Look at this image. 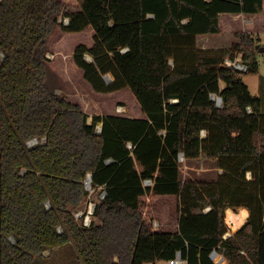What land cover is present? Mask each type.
Masks as SVG:
<instances>
[{"label": "trees", "instance_id": "16d2710c", "mask_svg": "<svg viewBox=\"0 0 264 264\" xmlns=\"http://www.w3.org/2000/svg\"><path fill=\"white\" fill-rule=\"evenodd\" d=\"M77 2L62 27L93 28L94 44L76 47V65L98 92L130 88L146 117L89 122L46 86L52 14L63 3L0 0V264H145L178 252L188 264H217L214 249L226 264H264L263 104L225 63L241 54L247 71H259L264 0ZM225 29L240 40L233 48L196 49L198 35ZM180 155L215 160L224 174L183 179ZM89 174L106 195L94 212L102 223L85 227L75 210L91 192ZM148 193L178 197L177 230L152 228ZM234 206L250 215L225 238Z\"/></svg>", "mask_w": 264, "mask_h": 264}, {"label": "rangeland", "instance_id": "374dc122", "mask_svg": "<svg viewBox=\"0 0 264 264\" xmlns=\"http://www.w3.org/2000/svg\"><path fill=\"white\" fill-rule=\"evenodd\" d=\"M54 1L62 2L64 8L62 11L52 14V17L56 20L53 25V30L47 39L46 56L48 57L50 53L51 56L53 55L52 58L48 57L47 60L48 72L46 86L48 89L72 102L79 103L82 109L84 111L86 110L89 114L90 121H92L93 114L96 113L118 114L117 107L119 105L126 107V113L124 114L137 115L140 113L143 115L140 103L130 88H124L111 93H101L94 90L92 85L85 79L83 69L78 67L74 61V54L76 47L80 43L87 44L88 46L94 44V30L89 27L84 31L67 33L62 27L63 23L65 24L62 17L64 16V12L68 14L67 11H69V13L77 11V9H79L78 2L77 0ZM210 35L211 36H198L196 39V49H231L235 44V39L236 41L239 40L234 33L229 32L227 29H225L223 33ZM259 39L263 41L261 45H264V40L262 38ZM257 57L259 61V71L250 72L241 70V76L243 81L248 85L252 95L258 96L262 99V111L264 112V51L260 50ZM87 58L89 60L92 59L90 55H88ZM226 59L230 60L231 58L227 57ZM173 62L174 61L172 60V63ZM232 62L233 64L230 65V63L225 61L229 66L244 63L242 55L237 54ZM110 77L112 78L111 75ZM180 167L183 171L184 179L215 180L224 174V169L220 167L217 161L212 159L191 160L188 162L186 159L180 158ZM246 179L248 181L252 180L251 172H248ZM90 191L87 200L81 206L83 209L86 208L88 210L90 203L93 202L97 204L102 199V188H92ZM176 199L178 200L177 196ZM176 199L174 200V203H172V201H169L167 198H159V201L156 202V204L158 205V203H160L161 206L166 207L169 204H176ZM156 204H154L153 201L147 202V200H145L143 212L145 217L150 221L153 229H164L166 227L154 220V218L159 217V214L157 216V211L155 210ZM229 208H232L234 211L240 210L236 206ZM227 209L225 213V221L229 227L228 233H234L245 222L237 230H233L231 224L227 221ZM92 219L99 222L95 215L92 216Z\"/></svg>", "mask_w": 264, "mask_h": 264}, {"label": "crops", "instance_id": "0c3cea01", "mask_svg": "<svg viewBox=\"0 0 264 264\" xmlns=\"http://www.w3.org/2000/svg\"><path fill=\"white\" fill-rule=\"evenodd\" d=\"M261 16H263V15H261ZM244 20L248 24H252L255 21V19L253 17H246V18H244ZM220 33H223V32H220ZM231 33H233V32H231ZM210 34H212V33L200 34V35L211 36ZM215 34H217V33H215ZM200 35H198V36H200ZM256 35H257V37L262 38L264 40V30L256 32ZM239 41L240 40L236 41V39H235V43L239 42ZM262 42L263 41H261L260 43H262ZM96 114H98V115L115 114V115H122V116L131 117V118H145L146 117L145 113H143V115H141L140 113L137 114V115H134V114H124V113H119V112H118V114H116V113H107V114H105V113H96ZM93 115H95V114H93ZM89 122H91V121L89 120ZM98 125L101 127L102 123H100ZM186 160L189 162L191 160H197V159H186ZM181 173H182V178L184 179L182 169H181ZM159 198H167L169 201H172V203H174V200L176 199V196L175 195H156V194L148 193L145 196H143L142 211H143V206L145 204V200H147V202L153 201V203L156 204V202L159 201ZM176 201H177L176 204H169L166 207L165 206H161L160 203H158V205L156 204L155 210L157 211V216L159 214V217L154 218V220L157 223L162 224V226L166 227L164 229H158V230L175 231V230L178 229V226H179V215H178L179 212L177 211L178 200L176 199ZM238 208L240 209V207H238ZM241 208H243V207H241ZM246 209L248 210V208H246ZM97 218L99 220L98 223H102V220L99 217H97ZM248 218H247V220H248ZM154 230H156V229H154ZM234 233H230V235H232ZM116 259H118V257H116ZM227 262H228V259L224 256V259L222 260V263L226 264Z\"/></svg>", "mask_w": 264, "mask_h": 264}, {"label": "built area", "instance_id": "2783aa9c", "mask_svg": "<svg viewBox=\"0 0 264 264\" xmlns=\"http://www.w3.org/2000/svg\"><path fill=\"white\" fill-rule=\"evenodd\" d=\"M62 19H63V22H65V24H68L69 21H70V18L67 17V16H63ZM50 54H49L48 57L52 58L53 55L51 56ZM87 57H88V55H87ZM225 61L230 63V65L233 64L231 59L230 60L226 59ZM234 66L236 68L242 70V71H247L248 70V65L245 64V63H238L237 65H234ZM105 77H106V79H108V77L111 78L109 74L106 75ZM111 79H113V78H111ZM219 97H216V100H218ZM117 112L125 113L126 112V107L123 106V105H119L117 107ZM100 131H101V127L98 125L97 126V132H100ZM202 135H205V130L202 131ZM34 140L35 139L30 140L29 141V145H33V144H35L38 141V140H36V141H34ZM180 158L184 159L183 155H180ZM90 175L91 174H89L88 177L86 178V186L88 184V179H89ZM146 183H152V180L148 179V180H146ZM90 185H91V187L90 188L87 187L88 189H92V182L90 183ZM105 195H106V193L104 191L103 194H102V198ZM96 205L97 204L92 202V203H90V206H89L88 210L86 208L85 209L78 208V209L75 210V216H76V218L80 221V223L83 226L89 227L92 224V221H93L92 216H94ZM209 209H210V207H207L205 210L207 211ZM60 230H61V228H60ZM227 234H228V232L225 234V238L227 237ZM45 254H50V251L49 250L46 251ZM211 256H212V258L215 260V262L217 264H221L222 260L224 259V254L219 252L216 249H214L212 251ZM145 264H188V263H187V260L182 257L181 252H178L177 256L175 258H172V259H169V260L158 261L156 263L155 262H146Z\"/></svg>", "mask_w": 264, "mask_h": 264}, {"label": "bare ground", "instance_id": "6f19581e", "mask_svg": "<svg viewBox=\"0 0 264 264\" xmlns=\"http://www.w3.org/2000/svg\"><path fill=\"white\" fill-rule=\"evenodd\" d=\"M249 210L246 207L241 208L239 211H234L232 208L227 209V221L231 224L233 230H237L248 218Z\"/></svg>", "mask_w": 264, "mask_h": 264}, {"label": "water", "instance_id": "95a60500", "mask_svg": "<svg viewBox=\"0 0 264 264\" xmlns=\"http://www.w3.org/2000/svg\"><path fill=\"white\" fill-rule=\"evenodd\" d=\"M261 51H264V46L261 48ZM2 57H4V54H2ZM108 82L112 81L111 78L108 77L107 79ZM222 102H223V99L222 97H219L218 100H217V104L218 106H221L222 105ZM101 129H102V126H101ZM37 139H35L34 141H36ZM92 182V176L90 175L89 176V179H88V184H87V187H91L90 183ZM230 236V233L227 234V237ZM12 241L15 242L16 239L14 237H11Z\"/></svg>", "mask_w": 264, "mask_h": 264}]
</instances>
